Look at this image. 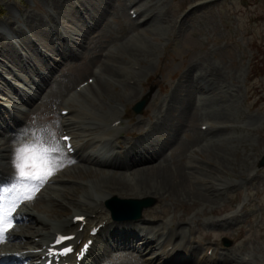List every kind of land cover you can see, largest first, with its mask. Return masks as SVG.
<instances>
[{
	"label": "rangeland",
	"instance_id": "374dc122",
	"mask_svg": "<svg viewBox=\"0 0 264 264\" xmlns=\"http://www.w3.org/2000/svg\"><path fill=\"white\" fill-rule=\"evenodd\" d=\"M104 1L101 0L102 5L98 3L99 6H91L97 0H0V86L11 96H14L13 87L32 93L39 77L49 72L46 62V57H49L50 63L59 65L51 74L48 73L50 79L46 80V86L54 81L57 88L55 91L59 95L64 89L75 87L73 96L67 95L64 100L69 101L67 104L72 101L76 109L82 110L83 113H79V116L72 114V118L78 121L81 120L79 117L85 119L86 114L101 117L114 109L117 115L113 114L110 124L119 120L123 123L122 132L117 133V137L130 131L129 133H144V140L159 127L164 116L167 119L164 133L171 134L174 125H177L174 118L180 116L182 129L178 131L181 133V145L176 148L173 146L169 153V162L172 167L183 166L187 162L196 167L185 178L186 181H189V176L192 179L200 178V181L195 182L199 183H185L198 188L212 201L196 202L189 198L170 195L169 198L148 192L153 195L148 197L156 200L158 204L145 210L142 220L168 227L181 224L189 233L186 237L192 241V245L202 249L200 259L206 254L208 247L214 250L215 255L205 264H264V168L258 167L264 156V0H133L140 3V6L126 9L123 8L126 0H114L106 9L103 6ZM61 6L73 10L81 20L83 31L91 33L86 39L85 36L77 37L76 41L81 42L78 49L73 48L67 38V27L57 15ZM134 11H141L143 16L132 21L130 16L134 18ZM103 12H106L102 14L104 17L99 19ZM149 16L152 17V32L139 33L134 26L142 24ZM127 44L137 47L135 49L141 48L142 55L131 59L127 57L121 49V46H128ZM13 45H16L18 53L13 50ZM69 50L71 56L64 58ZM109 50H113V53L107 59ZM11 53L17 59L20 57L22 62L25 61V72L14 69V75L9 74L8 68L3 64L11 65L3 56ZM106 59L109 64H116L125 72L128 71L125 73L118 70L123 74L130 75L133 71L134 74L142 73L140 79L129 77L125 82L128 87L131 82L133 88L139 91L134 100L120 98L126 93V88L121 84L114 85L116 81L110 82L113 86H108L110 90L108 94H104L105 97L100 98L92 92L98 84L91 71L98 72V67L100 71L113 66L106 62L108 66H105L101 62ZM128 61L131 65H128ZM32 77H36L33 78L36 81H30ZM101 78L103 82L106 76L101 75ZM93 81L96 83L92 86L93 89H84L85 93L80 97L75 95L76 91H80L76 89L79 87L77 85ZM195 87L202 91L193 95ZM189 92L196 97L194 102L197 111L193 113L192 121L188 125L184 122L188 113L185 108L191 102L183 105L181 99ZM144 99H147V105L143 113L136 116L132 109ZM15 100L4 98L0 93V117L5 116L11 127L14 123V132L7 131L10 136L16 133L17 136L13 137L23 143L22 136L27 130L35 134L37 142L43 143L47 136L55 138V122H51L59 120L57 115L61 116L60 111L64 105L54 104L30 112L18 96ZM8 108L9 113L5 111ZM30 108L34 109L33 104ZM191 108H194L192 103ZM206 123L212 127L209 131L203 127ZM18 125L25 128L20 129ZM6 128L8 127L5 125L0 131L4 133ZM101 128L105 130L104 126ZM110 129L118 132L119 127L112 125ZM75 132L79 144H84V133L80 130ZM94 135L107 138L110 132L103 135L96 132ZM57 139H52L55 145ZM127 141L132 142V145L139 144L138 138L128 136L118 143L121 145ZM111 145L116 146L114 141ZM66 158L67 161L72 160L67 156ZM14 161L15 155L10 159V167L11 164L15 166ZM71 162L76 166L81 165L77 160ZM71 166L67 167L68 170ZM14 173L19 177L15 167ZM194 173L197 176L193 177ZM78 179L75 175H70L65 178V183L57 184L61 188H74V197L80 200H86L97 193L94 177H85L80 181ZM90 187L91 189H86V195L84 188ZM50 191L54 189L51 188ZM175 195H182V191ZM54 196L63 205H49V210L55 212L48 215H56L55 218L62 220L70 219L74 210L69 201L66 202L58 192ZM117 196L123 199L139 198L128 192L119 193ZM44 199L49 202V198L42 197L37 200V204L44 202ZM29 209L36 211L33 206H29ZM40 215L47 217L45 214ZM87 216L92 220H106L110 217H103L96 212ZM38 222L42 223H36ZM195 224L198 232L192 234L190 229ZM36 228L40 229L41 226ZM24 238L31 239L30 235ZM224 239L232 241L233 246H224ZM34 240L38 242L40 238L36 237ZM24 247L27 248L28 245ZM210 252L208 255H213ZM106 256V259L105 256L103 258L105 263H127L122 257L116 261L112 254Z\"/></svg>",
	"mask_w": 264,
	"mask_h": 264
},
{
	"label": "bare ground",
	"instance_id": "6f19581e",
	"mask_svg": "<svg viewBox=\"0 0 264 264\" xmlns=\"http://www.w3.org/2000/svg\"><path fill=\"white\" fill-rule=\"evenodd\" d=\"M112 1L114 0H105L104 1L105 3H103L104 8L105 9L108 8V5ZM117 1L119 0H115V2ZM98 3H101V0H97L96 3L92 2L90 5L99 6ZM135 3L136 2H133V0H126L124 3L125 7L123 8L126 9L128 6H133L134 8H136V6H140L139 5L140 3L138 2L136 4ZM57 11H58L57 15L60 18L61 22L67 27V30H66V33L68 36L67 38L70 39L73 45V48L74 47H77V49L80 48L81 42L76 41L78 40L77 37L85 36L84 39H86L87 36L88 37L91 36V33H87L83 31L80 25L81 20L80 18L79 19L77 18L73 10L67 9L66 6H63V7L61 6ZM105 13L104 12L101 13L99 19L103 18L104 15L102 14H105ZM138 13L140 17L143 16L141 11H138ZM147 18L144 20L142 24H139L137 26L133 25L135 29L138 30L139 33H143V34L149 33L150 34L152 32L153 30V25L151 24L152 17L150 18L149 16ZM153 19H155L154 16H153ZM46 37H49V36H46ZM15 46L16 45H13L12 47L13 50H15L16 52L19 51L18 49H15ZM121 47H122L121 49L123 53L130 59L140 56L139 54L142 55L141 48L135 49L137 47L133 48L134 46H129V45L121 46ZM73 48L71 47L72 50ZM2 51H3V48H2ZM52 51H54L53 48H52ZM68 53H65L66 55L64 58H69L71 56L70 51H68ZM107 53H108L107 55V59H108V56L110 57V55H112L113 50L112 52L109 50V52ZM3 57H4L3 59L6 60L8 63L10 62L9 64L11 66L3 64L6 68H8L9 74L14 75V69H16L17 72L18 71L25 72V68H24L25 61L22 62L20 57H18L17 59L16 57L13 56L12 53L7 54V55L4 54ZM46 59L49 65L48 73L51 74L52 70L56 69L59 64L57 63L51 64L48 60L49 57H46ZM107 59L105 61H101L102 63L105 64V66H108L107 64H109L108 62H106ZM51 62L53 61L51 60ZM11 63L14 65H12ZM109 65H113V64H109ZM115 65L116 64H114L112 67H106L104 69H101L100 71L98 67V72L92 70L91 74L94 76L95 82H97L98 87L96 86V88L93 89L92 86L96 84L94 82L93 85H89V84L85 85L84 89L86 90L93 89L92 92L98 95L100 98H102V97H105L104 95L105 93L107 94L109 93L110 89H108V86L111 87L110 85H112V83L110 82L116 81V83L114 82V85L121 84L123 87L126 88V93L124 91L125 94H123L120 98L122 97L128 98L129 101L134 100L136 96L139 95L138 94L139 91L138 90L136 91L135 87L133 88V85L131 82H129L130 87H128V85L126 86L125 82H126V79H128L129 77L133 79L135 78L140 79V77H142V73L136 74L135 72L134 74V71L132 70L133 72H130V75H126L122 73L124 70H122L120 66L118 65L115 66ZM128 65H131L129 61H128ZM101 67H104V66L101 65ZM127 67L128 66H126V68ZM118 70H122V72ZM48 73L39 77L40 78L39 82L36 84L35 88L30 94L24 89L16 90L13 87L14 96H11L9 93L5 91V88L2 86H0V93L2 96H4V98L11 99L13 101H16L15 99L18 96V98L22 101V103L23 104L25 103L24 105L28 106L30 112H32L33 110H34L33 112H36L44 107H49L50 105H54V104L64 105L65 107L62 108L61 111L68 110V113H67L68 116L60 117L57 115L59 120H55L51 122L52 124H54L55 122V129H54L55 134L53 136L57 138L58 136L62 135L63 132L66 131V135L72 137L71 143H73L74 148H77L80 151H85L94 145H99V149L101 153L103 154L108 153L111 156L108 159L103 161V158L99 160V158L102 156L94 154L93 152H90V153H87V155L84 157L75 156L76 158L75 157L73 158L72 156L64 153L60 146L55 147L54 144L51 143L52 138L47 136L44 139L43 144L53 147L55 149L58 148L54 152V156H55L54 166L56 168L55 173L58 172L59 174L61 172V174L52 175L51 179H49L46 183L42 184V186L40 187V190L42 192L36 198V200H33V196L35 194L32 195V199H28V192L26 190H23V186H22V183L19 177H17L14 173V167H15L14 164H11V167H10V159L14 157L16 149L22 147L23 145H25V143H21L17 137L16 138L13 137L14 135L17 136L16 133H14L12 136L8 134L7 131L14 127H11L9 124H7V120L5 116L0 117L1 118L0 129L5 128V125L6 127H8L4 129L5 130L4 133L0 131V185H1L0 192L3 197V202L0 205V207H3L6 210L7 207L11 204L12 200L15 198V195L19 193V195L21 194L20 196H23L24 198L28 199L29 201L28 205L33 206L36 209V211L33 209H29L28 205L24 204V207H23L24 210L23 208L21 209V211L19 212V216L16 217V221L11 220L10 218L11 216L8 217V219H10L12 223L14 222L15 226L12 229V231L8 234V238H6V236L4 235V232L0 233V252H4L3 250L6 248H10L11 250L19 249L14 252H18V254L22 253L21 254L22 257H29L32 261L36 262L38 261V259H36V256L34 255L35 251L19 253L20 251H23V249L21 248H23L25 245H29L31 247L34 246L33 248L34 250L41 249L44 244L53 242V238L57 233L68 235L69 233H72L73 231H75L78 234L79 238H82L84 236L85 231L80 233L78 231V227L75 228L73 224V218L78 217V216H85L88 226L91 225V228H92V225L93 227L101 225L102 226L100 229L101 234L100 233L99 234L100 235L105 234L103 235V237H105V240L98 244L99 251L105 248L99 254L100 258H97V261L99 260V262L100 261L104 262L103 258L105 256V253H107V251L110 252L111 249L118 250L122 254L121 257L127 260L126 264L128 263L142 264L140 261L143 259H145V262L147 264H157V263L158 264H204L205 261H208V250H211V248H208L207 256L206 255L204 256L205 258H203L200 262L196 261V258L200 256L201 252L197 248L191 245L190 239L187 238L189 233H187L186 230L183 227H181V224H178L179 226H176V227L175 226L168 227L167 225H164V226L154 225V222L152 221L145 223L144 222L145 220H139V222H135V223L131 221L114 223L111 220H108L107 222H105L104 218H102L103 221H101L102 219L100 220L98 218L92 220L91 218L87 216V214L89 215L94 212L101 213L103 217L104 215H108L109 212L104 207V203L115 198V196H116L115 201H118L116 205L121 210L119 212H127L130 206H128L127 204H123V202L126 200H134L135 198L134 199L133 198L123 199L117 196L119 193H127V192L134 194L136 197H139L137 199L145 198L146 200H148L149 198L148 196H153L151 195L152 194L151 192H154L155 195H160L163 197H169L170 195V196H175L177 198L178 197L179 198L181 197L189 198L192 201H196V202L210 203V201H212V199L208 200L204 192H200L198 188H194L193 186L187 185L185 183L188 172L190 174L192 172L191 170H193V168L195 170L196 167L191 166L190 162L185 163L183 166L172 167L171 163L169 162V155H170L169 153L172 152L171 150L173 146L176 148V146L181 145L180 144L181 133L178 131V129H182V124L180 123L181 120L179 119L180 116L179 118L178 117L174 118L177 122V125H174L175 128L173 129L171 134L164 133L165 132L164 129L167 128L164 126L167 122V119L164 116L162 121L159 122L160 123L158 125L159 127L158 128L156 127V129L152 131L150 135H148L149 138L146 137V139L143 140V137H145L144 133L143 134L141 133L138 134V132L129 133L128 137L138 138L139 144L132 145V142L127 141L126 143L121 144V145L118 142H116L115 143L116 146H112L111 144L113 142V138L117 137L116 135L117 132L110 129V126H112L116 121L115 122L113 121L114 122L113 124H110V121L113 118V114L114 116L117 115L116 110L113 109L109 113L106 112L107 114H104L101 117H99L98 115H94V114H91V115L86 114L85 119L79 117V119H81L79 121L76 120L75 118H72V114L76 113L75 115L79 116V113H81L82 110L76 109V107L72 105L73 104L72 101H71V104L70 103L67 104V102L69 101H66V99L64 100V97L69 95L70 92H72L75 87L66 88L59 95V93L55 91L57 88L54 86L55 85L54 81H51L48 87L46 86V84H48L46 80L50 79ZM101 75H103L104 77L106 76L103 82L101 81L102 80ZM33 78H36V77H32L30 81H34ZM2 80H5L6 82L9 83V81L5 78H2ZM105 82L107 83L105 84ZM133 84H134V81H133ZM194 89L195 90L193 91V95H195L196 92L199 91V89L196 87ZM22 94H25V95H22ZM83 94L79 93V94H76V96L80 97ZM69 96H73V93H71ZM193 98L194 97L191 96L189 92L184 99H181V102H183V105L187 104V102H191L192 107H194V108H191V103H190V105H188L185 108V112H188L187 119L186 121H184L186 124L189 121H192L193 113H196L197 111L195 109L197 107L195 106V102H194L196 97L194 99ZM87 100L91 101V98H88ZM32 104L34 106V109L30 108V105ZM58 109L59 107L56 109V111H58ZM192 109H193V112L191 113ZM12 110L15 111V109H12ZM7 111L9 112V108ZM18 112L20 114L23 113V111H18ZM3 115H5V113ZM86 118H89V119H86ZM1 124H3L4 126H2ZM170 124L172 125V123ZM96 125H100L99 126L100 128ZM203 125L210 126L207 128V131H209V129L212 128L211 125L208 123L203 124ZM18 126H20V129L25 128V126L23 125H18ZM101 126H104L105 130L101 128ZM58 129L59 131L61 129L60 133L59 131H57ZM83 129L87 130V132L84 131ZM79 130L84 133L83 137L86 139V142H84V144H82L80 147H79V142L77 141L78 135L75 132ZM162 130L164 131L162 132ZM96 132L98 133L101 132L102 135L105 134L106 132H110V136L107 138L99 137V136L94 135V133ZM139 132H142V131H139ZM63 136H65V134H63ZM16 139L19 142H17ZM116 140L119 141V138ZM198 140L200 143V138ZM1 142H4V143L2 144ZM13 142L15 143L13 144ZM164 147H166L165 150H164ZM114 148H117V151L114 150ZM217 152H220V151H217ZM66 156L72 159L71 161L77 160V162H79L81 165L79 164H78L79 166L73 165V162H71L70 160L67 161ZM83 164H86V165H83ZM68 166H71L69 170L67 168ZM70 175L71 176L75 175L77 178H79L78 179L79 181L85 177H90V178L94 177L95 178L94 182L96 183L95 186L97 189V193L87 198L86 199L87 201L75 198L74 188L66 187V186H62L61 188L57 184V183L59 184L65 183V178ZM195 175L197 176V173H194L193 177H195ZM189 181L193 184L196 181H200V178L195 177L194 179H192L191 176H189ZM189 181L187 182L188 184H190ZM197 183L195 184L197 185ZM29 186L33 187V185L30 182H29ZM51 188H53L54 191H50ZM5 189H7V193L4 192ZM84 189L85 190L91 189V187L84 188ZM180 191H182V195L180 196L175 195L176 193ZM56 192L62 195L63 198L67 200L66 202L69 201L68 202L69 205L72 206V210H74L75 213L71 216L70 219L65 218L62 220V219L55 218L56 215L49 216L50 214H54L50 212L52 211L55 212V210H49L51 207L49 205L55 206V205L60 204L57 202L58 197L54 196ZM148 192L151 194H149ZM85 194L88 195L87 190L85 191ZM42 197L46 199L49 198L48 200L49 202H47L44 199L45 201L44 202L41 201V203H39L38 205L37 200L41 199ZM113 202L114 201H110L108 205L111 206ZM60 205H63V204H60ZM204 205L206 204L204 203ZM42 207H44L43 211L41 210ZM12 213H13V209H12ZM40 214H45L49 218L45 216L42 217ZM37 221H40L43 224L39 222L36 223ZM39 225L41 226V228L37 229L36 226H39ZM2 226L3 225H0V229H2ZM28 235H30L31 239L25 240L24 236H28ZM36 237L40 238L39 242H35L34 238ZM91 239H94V238L92 237ZM200 250L202 251V249ZM4 253L3 255H0V260L1 258H7V259L12 258V256H9L7 253L5 254ZM106 255H111V254L107 253Z\"/></svg>",
	"mask_w": 264,
	"mask_h": 264
},
{
	"label": "snow or ice",
	"instance_id": "6c2138e0",
	"mask_svg": "<svg viewBox=\"0 0 264 264\" xmlns=\"http://www.w3.org/2000/svg\"><path fill=\"white\" fill-rule=\"evenodd\" d=\"M68 140V137H65ZM68 150L71 151V145H67ZM55 148L44 145L42 142L25 144L16 149L15 152V168L19 174V179L22 183L23 190L28 192V199H32L31 192L36 191L39 186L46 183L48 179L55 174L56 168L54 166V152ZM29 182H35V187H30ZM19 195V193L17 194ZM16 207V201H13L5 210L0 207V225L5 226L0 231H6L13 227V223L9 216H11L12 209ZM82 219V218H78ZM68 239L61 237L63 241ZM72 249L66 248L65 255L71 252Z\"/></svg>",
	"mask_w": 264,
	"mask_h": 264
},
{
	"label": "water",
	"instance_id": "95a60500",
	"mask_svg": "<svg viewBox=\"0 0 264 264\" xmlns=\"http://www.w3.org/2000/svg\"><path fill=\"white\" fill-rule=\"evenodd\" d=\"M145 102H142L140 104L137 105V107L135 108V111L137 113L141 112L143 110V108L145 107ZM261 167L264 166V159L261 162ZM118 202V201H116ZM123 204H127L129 207L128 212L130 214L131 218H141L142 216V212L145 208L152 206L155 204V202H152L151 200H142V201H138V200H126L123 202Z\"/></svg>",
	"mask_w": 264,
	"mask_h": 264
}]
</instances>
